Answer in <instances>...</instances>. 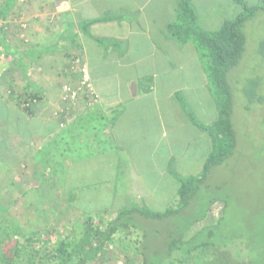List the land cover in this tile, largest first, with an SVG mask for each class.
I'll use <instances>...</instances> for the list:
<instances>
[{
    "label": "crops",
    "instance_id": "1",
    "mask_svg": "<svg viewBox=\"0 0 264 264\" xmlns=\"http://www.w3.org/2000/svg\"><path fill=\"white\" fill-rule=\"evenodd\" d=\"M249 1L258 2L190 3L199 29L214 32ZM179 25L180 0H0V106L9 112L0 177L12 189L24 180L22 194L59 195L55 179L73 173L77 194L109 197L110 219L131 205L177 209L178 179L201 174L212 152L202 128L219 117L201 54L174 35ZM76 59L97 96L90 106L61 99L62 85L81 79ZM31 96L28 113L21 102ZM216 221L208 212L201 222Z\"/></svg>",
    "mask_w": 264,
    "mask_h": 264
},
{
    "label": "trees",
    "instance_id": "2",
    "mask_svg": "<svg viewBox=\"0 0 264 264\" xmlns=\"http://www.w3.org/2000/svg\"><path fill=\"white\" fill-rule=\"evenodd\" d=\"M240 5L242 11L236 17L224 21L214 32H204L197 25L190 0H180V25L174 35L184 42H192L201 54L204 72L209 80L219 117L213 125L202 128L211 138L212 152L205 161L201 174L197 177L178 179V206L187 202L190 195L205 182L209 172L223 164L235 147V134L231 125L232 95L227 83V74L238 65L245 51L246 22L257 12H264V0H258L254 5L246 3ZM29 99L32 100V96ZM25 101L26 99L22 100L21 104ZM23 109L29 113V106ZM55 182L54 186L59 191L60 198L81 212L83 217L81 223L71 226L62 239L51 235L52 238L43 241L46 245L51 244V247L39 257L40 252L34 250L30 244L33 242L31 236L35 233L31 236L26 235L20 218L7 214L8 209L2 207L0 212L6 213L5 218L0 221L2 264H20L21 257L25 254V248L19 245L20 238L25 240L27 247H30L28 254L30 264H92L109 244L140 258L138 262L128 264H264V222L257 224L258 229L253 235L241 230L235 234V240L225 242L223 245L216 242V245H213L214 243L209 242L210 237L215 234L221 218L218 217L216 222L208 224L201 222L207 216V212H211L209 208L198 220L184 227H180L176 221H171L170 217L179 211L178 208L171 207L164 212H152L131 205L124 210H118L114 219L104 222V216L111 214L107 211V206L97 210L79 207L82 203L90 204L100 195L92 197L90 187H84V193L77 194L73 173L55 179ZM93 215L98 216L100 220L94 222ZM151 221L157 225L149 226L148 223H153ZM162 223L173 225L168 232V242L160 239L157 227ZM115 235H118V238ZM241 235L245 236L238 240ZM206 236L208 241L204 239ZM190 242H193L192 246L187 249L183 247V244L189 245ZM165 243L167 245H164ZM209 245L212 246L211 249Z\"/></svg>",
    "mask_w": 264,
    "mask_h": 264
},
{
    "label": "rangeland",
    "instance_id": "3",
    "mask_svg": "<svg viewBox=\"0 0 264 264\" xmlns=\"http://www.w3.org/2000/svg\"><path fill=\"white\" fill-rule=\"evenodd\" d=\"M250 4L251 1L247 5ZM244 31L245 51L238 65L227 74V83L232 95L231 125L235 131L234 150L223 164L209 172L205 182L193 195H190L184 205L177 206L178 214L170 217L172 222L176 221V224L184 227L198 220L206 213L207 208L211 211L212 205L217 203L215 209L218 207L221 209L216 216L210 212V216L217 219L222 214V217L214 231L215 234L210 237L209 242L214 243L213 245H216V242L223 245L225 242L235 240V234L241 230H246L249 235H253L258 229L257 224L264 222V146H261V140L264 145V12H257L247 21ZM21 106L24 108L23 103ZM7 114L9 112L2 110L0 106V123L8 119ZM2 166L0 163V168ZM3 175L0 174L1 177ZM1 177L0 186L6 184L8 191L3 189L4 191L0 194V211L3 207L8 209L7 214L19 217L26 235L31 236L35 233L31 236L33 242L30 244L34 250L40 252L39 257H42L51 247V244L46 245L43 241L52 238L51 235L62 239L71 226L81 223L83 219L81 212L69 206L59 195L22 194L19 190L24 180H20L12 189V185L9 184L10 178ZM165 190L170 194V187ZM108 198L106 194L100 195L90 204L82 203L79 207L97 210L107 206ZM32 199L36 201L33 202ZM210 201L212 202L209 205ZM5 216L6 213L0 212V221ZM93 216L94 222L100 220L98 216ZM107 216H104V222H108L111 217ZM155 223L148 224L156 226ZM172 226L162 223L157 227L161 235L160 239L169 241L168 232ZM118 235H115L116 238ZM244 236L241 235L238 240H242ZM207 238L208 236L204 239L208 241ZM19 242V245L25 248L20 264H30L28 262L30 247H27L22 238ZM166 243L164 245H167ZM192 245L193 242H190L189 245L183 244V247L187 249ZM211 247L209 245V249ZM177 253H180L179 249ZM139 260L138 256L109 244L92 264H128Z\"/></svg>",
    "mask_w": 264,
    "mask_h": 264
},
{
    "label": "built area",
    "instance_id": "4",
    "mask_svg": "<svg viewBox=\"0 0 264 264\" xmlns=\"http://www.w3.org/2000/svg\"><path fill=\"white\" fill-rule=\"evenodd\" d=\"M74 64L79 66L80 69V75L81 79L79 81V84L77 86H73L71 84H63L61 87V99L63 104L66 106H74L77 101L81 98H83V102L90 106L97 102V96L93 93V87L90 80V75L88 72V67L86 63L82 62L80 59L74 60ZM32 102H35L34 99H26V101L23 103L24 107L29 106ZM63 126V124H61ZM211 213H213L214 216L217 215L218 211L221 209L220 207H217V203L212 205ZM214 209V210H213Z\"/></svg>",
    "mask_w": 264,
    "mask_h": 264
}]
</instances>
